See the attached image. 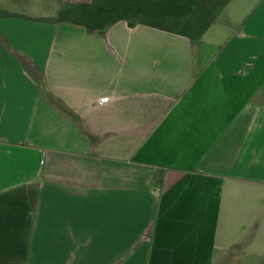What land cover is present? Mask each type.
Returning a JSON list of instances; mask_svg holds the SVG:
<instances>
[{
	"label": "crops",
	"instance_id": "obj_1",
	"mask_svg": "<svg viewBox=\"0 0 264 264\" xmlns=\"http://www.w3.org/2000/svg\"><path fill=\"white\" fill-rule=\"evenodd\" d=\"M12 13L0 264H264V0H231L199 41Z\"/></svg>",
	"mask_w": 264,
	"mask_h": 264
},
{
	"label": "trees",
	"instance_id": "obj_2",
	"mask_svg": "<svg viewBox=\"0 0 264 264\" xmlns=\"http://www.w3.org/2000/svg\"><path fill=\"white\" fill-rule=\"evenodd\" d=\"M231 0H93L88 4L59 2L55 16L31 19L40 23L69 24L87 33L104 35L115 23L130 28L144 25L199 41ZM17 17L0 8V20ZM50 105L77 121V116L60 99L48 92Z\"/></svg>",
	"mask_w": 264,
	"mask_h": 264
},
{
	"label": "rangeland",
	"instance_id": "obj_3",
	"mask_svg": "<svg viewBox=\"0 0 264 264\" xmlns=\"http://www.w3.org/2000/svg\"><path fill=\"white\" fill-rule=\"evenodd\" d=\"M0 8L32 18L55 16L59 9L55 3L36 0H0Z\"/></svg>",
	"mask_w": 264,
	"mask_h": 264
}]
</instances>
